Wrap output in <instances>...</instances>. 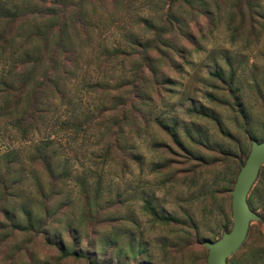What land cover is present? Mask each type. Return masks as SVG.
I'll return each instance as SVG.
<instances>
[{"label":"rangeland","instance_id":"obj_1","mask_svg":"<svg viewBox=\"0 0 264 264\" xmlns=\"http://www.w3.org/2000/svg\"><path fill=\"white\" fill-rule=\"evenodd\" d=\"M253 141L264 0H0V264H207Z\"/></svg>","mask_w":264,"mask_h":264},{"label":"water","instance_id":"obj_2","mask_svg":"<svg viewBox=\"0 0 264 264\" xmlns=\"http://www.w3.org/2000/svg\"><path fill=\"white\" fill-rule=\"evenodd\" d=\"M264 166V141H253L251 151L241 168L232 194L233 225L230 231L215 241H205L207 264H228L227 259L244 243L252 221L259 219L252 210L248 196Z\"/></svg>","mask_w":264,"mask_h":264},{"label":"trees","instance_id":"obj_3","mask_svg":"<svg viewBox=\"0 0 264 264\" xmlns=\"http://www.w3.org/2000/svg\"><path fill=\"white\" fill-rule=\"evenodd\" d=\"M264 167V166H263ZM262 170V169H261ZM263 173V171H262ZM258 192L257 190H254L252 192L249 193V196H248V202H249V205L252 207V208H255V206L258 204ZM255 260L261 264H264V251H257L255 252ZM235 260L233 257H232V261Z\"/></svg>","mask_w":264,"mask_h":264}]
</instances>
